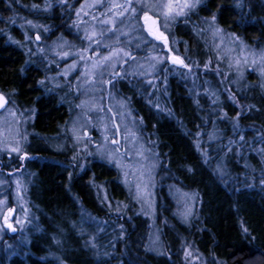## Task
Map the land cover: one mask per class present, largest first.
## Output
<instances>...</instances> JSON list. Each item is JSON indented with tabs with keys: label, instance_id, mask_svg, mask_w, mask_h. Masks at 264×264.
Masks as SVG:
<instances>
[{
	"label": "trees",
	"instance_id": "trees-1",
	"mask_svg": "<svg viewBox=\"0 0 264 264\" xmlns=\"http://www.w3.org/2000/svg\"><path fill=\"white\" fill-rule=\"evenodd\" d=\"M18 2L11 0L13 9ZM204 5L198 19H212L215 14L225 31L249 46L264 45V0H204ZM4 9L5 1L0 0V91L17 104L36 100L35 128L59 153L41 143L35 151L43 160L37 179L40 203L53 215L52 226L44 234L36 230L24 250L0 243V264H264V86L255 74L247 76L252 84L248 93L235 90V102L224 105L230 119L241 113L245 139L249 128L256 130L250 137L252 147L240 150L235 142L224 145L228 137L232 141L238 137L228 132L221 139L223 145L212 147L208 155L197 145L203 144L210 121L217 116L207 114L210 108L192 96L182 79L168 76L166 94L160 79L151 95L142 79L121 84V93L142 122L143 135L156 139V220L164 250L158 254L150 247L149 220L138 211L117 169L88 154L80 158L77 148L75 156L71 148L65 150L63 139L52 138L67 112L56 99L37 101L38 72L25 68L22 36L15 24L19 18L6 15ZM182 26H175V35L192 44L196 40L192 30L185 34L180 32ZM158 93L163 108L154 104ZM71 156L75 170L68 165ZM82 159L87 160L85 167ZM172 187L198 195L196 214L187 223L177 215ZM87 218L102 222L99 250L91 249L81 232V222ZM60 237L64 247L59 246Z\"/></svg>",
	"mask_w": 264,
	"mask_h": 264
},
{
	"label": "rangeland",
	"instance_id": "rangeland-1",
	"mask_svg": "<svg viewBox=\"0 0 264 264\" xmlns=\"http://www.w3.org/2000/svg\"><path fill=\"white\" fill-rule=\"evenodd\" d=\"M149 3H167L168 0H147ZM126 4V2H125ZM187 12L185 17H177L175 20H170L165 24L164 17L160 14L159 9H154L149 14L154 15L159 22V30L164 32L165 36L169 37V42L166 46L157 45L151 39L148 34L142 29V19L139 21L131 20L132 27H128L130 21L123 19V26L119 27L116 32L120 38V44L118 47H124L125 51H131L133 56L136 57L135 62L129 60L128 64H123L121 70H123L127 79L144 81L143 86L146 90H150L149 95L152 94L154 88L158 86V80H161V87L163 93L166 94V84L169 77H177L182 79L188 86L189 91L195 99L204 100L210 109L207 114H213V120H211V130L205 134L202 143L199 144L198 149L203 155H208L211 148L219 149L223 144L221 139L227 137V133L235 135L236 141H232L227 138L226 144H235L242 149V147H252L251 143L253 139L250 138L253 132L256 130L251 127L248 129L250 136L246 138V131L239 125L240 112L235 113V116L230 119V115L225 110V103L233 104V95L243 93L251 88L252 84L248 81V74L253 73L264 86V70L257 65L260 64L259 57L264 54L263 46H249L242 38L237 35L225 31L222 29L216 21H212L211 18L202 17L199 20H195L192 17V22L195 27L192 29V36L196 39L192 44L187 43L185 38H180L175 35L176 25L185 20H191L190 14L194 12ZM136 11L140 9L137 6ZM97 31L100 30V25L96 21L95 25ZM134 26V27H133ZM105 29L107 27L104 26ZM216 29H220L218 33ZM188 33L189 28L182 26L180 32ZM115 38L104 41L107 44H114ZM143 41V42H142ZM163 42V41H162ZM139 44V47L136 45ZM192 45L194 47H192ZM95 48V45L92 46ZM172 49V53L177 54L190 65L191 70L185 68L176 67L172 65L168 58L170 53L168 49ZM56 49L57 46H56ZM60 49V48H59ZM59 49L57 51H59ZM91 51V49H89ZM101 55H107V52L100 49ZM135 51H138L137 54ZM63 52V51H60ZM146 53H149L147 55ZM87 54V53H86ZM85 55V54H84ZM71 56V55H70ZM69 56V57H70ZM77 56V55H76ZM62 58L61 60H68ZM78 57V56H77ZM154 57H163L164 60L161 63H156L155 70L150 71L149 65L154 63ZM92 60H95V56H91ZM240 60V65H236L235 60ZM209 61L211 63L209 64ZM255 61V63H253ZM69 60L67 61V63ZM78 66L84 69V64L79 59ZM205 64L208 67L205 68ZM66 65L69 67L66 69ZM62 71H67L68 76L65 75V79H61V86L71 87L69 83V76L75 72V69H70L71 63L66 64ZM119 65V64H118ZM142 66V69H138L137 66ZM237 67H240L242 75L237 72ZM164 69V71H161ZM116 71V69H115ZM141 71L147 74H141ZM127 72V73H125ZM65 72H63L64 74ZM169 76V77H168ZM168 77V78H167ZM108 72L104 74L103 79L107 81L110 79ZM151 81V84H149ZM49 84L52 81H48ZM80 84L85 85L87 90H81V98L79 100L80 105L82 101H94L95 107H78L80 111L77 114L75 120L71 123V138L78 149L80 158L83 155L89 156L99 161H103L110 166L117 169L121 182L127 187V189L133 194L137 204L138 211L141 212L150 223V247L155 253H163V245L161 241V225L156 220V188H157V170H158V153L156 148V139L150 137L149 139L143 135V127L140 118L136 115L134 108L130 102L124 97L123 93L116 92L110 93L108 86L106 85L101 90L99 85L95 87L90 86L89 83L84 82V78L80 79ZM87 96H83V94ZM162 93H158L154 104L155 106H162L160 96ZM255 97L256 95L251 94ZM10 105L2 113H0V153L10 151L11 147H16L17 144L21 146L22 134L27 133V129H24L20 123H18L17 115L15 113L16 102L13 97H8ZM256 98V97H255ZM123 101V105H121ZM102 108L103 110H99ZM115 113V115H113ZM90 118V119H89ZM222 120V121H221ZM102 121L107 122V130L102 125ZM225 122L223 125L221 122ZM79 129L80 136L84 137V133L87 132L88 136L82 140H76L75 135L72 132L74 126ZM114 125H119L117 129ZM131 128L135 132L137 140L131 141V137H127L125 126ZM83 126V127H81ZM155 135V134H154ZM105 136L108 137L105 140ZM156 136V135H155ZM127 137V138H126ZM243 137V140L240 139ZM113 140H119V145H113ZM249 142V143H247ZM212 144L213 146H210ZM10 145L11 147H7ZM143 145V156L135 155V151ZM86 147V148H85ZM119 148L120 151L116 152ZM131 151L132 155H125L124 150ZM105 153L112 151L116 152L117 156L123 157V161L126 164H131L133 167L124 169L117 165L113 160H109L106 156H102L101 152ZM257 151V149L255 150ZM86 152V153H85ZM240 152V151H239ZM258 152V151H257ZM87 156V155H86ZM259 157L262 155L259 153ZM146 157V158H145ZM84 159H82L83 165ZM154 166V167H153ZM125 170L128 172L127 180L125 178ZM21 177V187H25V192L28 196V200L32 203L30 205L25 197V194L20 190L21 188H11L8 190L10 183L5 176L0 174V243H9L14 249L24 250L28 247L30 237L36 230L37 234H44L46 227H51L54 219L53 215L44 208L40 201L42 198V190L37 184L38 175H35L33 180L31 174L23 173ZM139 185V191L137 190ZM103 189H101L102 197H104ZM172 194L177 204V215L179 219L185 223L189 222L192 217L195 216L198 207L199 199L197 193L193 191H187L182 188L172 187ZM12 200L9 203V200ZM14 210L13 223L16 228L14 239L9 240L7 235L10 234L8 228L5 227V221H8V212ZM188 212L187 217L184 213ZM101 223V224H100ZM81 232L86 234L87 242L91 249L99 250L98 237L102 232V222L96 221L91 218L82 220ZM59 246L64 247L65 241H61V237L58 238ZM8 245V244H7Z\"/></svg>",
	"mask_w": 264,
	"mask_h": 264
},
{
	"label": "flooded vegetation",
	"instance_id": "flooded-vegetation-1",
	"mask_svg": "<svg viewBox=\"0 0 264 264\" xmlns=\"http://www.w3.org/2000/svg\"><path fill=\"white\" fill-rule=\"evenodd\" d=\"M4 1L5 14L11 16L15 15L19 18L17 21H15V24L22 36L21 47L24 52L25 68L28 70L31 68L38 72L36 85L41 93H39L40 96L37 98V101L42 98H51L53 100L56 99L55 101L62 103L67 112L65 121L58 128L57 132L53 134L52 138L55 140L63 139V147L65 150L71 148L73 152H75L74 155L76 156V147L74 146L73 139L71 138L72 133L70 127L72 121L76 119L77 114L80 112L78 110V105H80L79 100L81 98V93L78 95V91L81 92V90H87V88H85L87 86L81 85L79 82L80 79L83 78L79 75V73L84 72L81 66L76 67L75 72L69 76V83H71L72 86H61L60 80L66 78L63 74L65 71H62V68L66 64H72L73 61H75L77 65L79 64V62H77V53L80 52V50L88 47L87 42L82 41L85 27L90 25L94 26L96 21L99 22L100 20L105 19H112L115 22V30L123 26L120 21L123 20L124 17L115 16L114 14L120 11V9L113 6L125 5L127 0H18V4H15L18 5V7L15 9H13L11 0ZM132 3L134 6H136V0H132ZM203 6L204 0H200V5L195 8L194 12L190 14L191 20H183L179 23L183 24V26H187L191 30L194 29L196 25L194 26L190 21H192V17H194L195 20H199L198 15H200ZM78 11L80 12L79 18L76 16V12ZM101 13H103V16ZM93 15L97 18L95 21L91 19ZM125 15L128 14L126 13ZM153 17L157 21L156 28H159V22L157 18L154 15ZM29 21H31V24L28 23ZM142 23V29L147 33V29L143 20ZM108 27H111V25H107L106 28ZM45 29H47V31H45ZM36 34L40 35L39 41L35 40ZM149 37L154 40L153 42L155 44L166 46V44H164L162 41L156 40L151 36ZM167 39L169 42V37H167ZM58 44H64L62 48H58L59 51L56 49ZM41 49H43V51H41ZM60 51H68L70 53L71 56L68 59V63V60H61V57L57 55V53ZM137 52L138 51H135L136 54ZM83 54H85V57H89L91 56V51L89 50ZM146 54L149 55V53ZM168 61L171 63L170 56ZM171 64L175 65L173 63ZM176 67L183 68L179 65H176ZM116 71L120 72L121 75L117 76L113 80L115 87L108 86L110 93H113L112 89H115L116 92L120 93L122 89L121 84L124 80H127V77H125L120 65H117ZM42 80L44 81L43 84L40 83ZM50 80L52 81L51 84L48 82ZM0 93H3L8 101L6 108L9 107V96L4 92L0 91ZM83 96L85 97L87 94L85 93ZM6 108L0 110V113H2ZM15 113L17 115L16 117L18 119V123H20L24 129H27V133L24 132L22 134L21 147L23 151L16 153L10 150L0 153V174L5 176V178L10 183L8 190L19 187L21 188L20 191L25 194V197L28 200V196L24 189L25 187H21L20 179L24 175L23 173L26 172L27 174L32 175L33 180H35V175H38V166L43 162L42 156L35 153L37 147H39L38 143L47 145L51 151L56 153H59V149L47 143L48 141L39 135L37 129L35 128L39 114L36 100L31 104L16 103ZM24 152L28 154V158H24ZM84 157H86L85 154ZM84 160L83 166L85 167L87 160ZM68 163L70 168L75 170L76 163L74 159L72 160V156L71 159H68ZM11 202L12 200L10 199L9 203ZM27 202L30 204L29 200ZM10 213H13L14 218V210L9 211L8 221H5L4 225L10 221ZM16 235L17 234L15 233L8 234L7 238L11 240L14 239Z\"/></svg>",
	"mask_w": 264,
	"mask_h": 264
},
{
	"label": "snow or ice",
	"instance_id": "snow-or-ice-1",
	"mask_svg": "<svg viewBox=\"0 0 264 264\" xmlns=\"http://www.w3.org/2000/svg\"><path fill=\"white\" fill-rule=\"evenodd\" d=\"M200 5V0H168L167 3H149L147 0H136V6L133 5L132 0H127V3L125 5H114L113 7L119 8L120 11L116 12L114 15L117 17H124L125 19H128L130 21L128 27H132L131 20H143L145 24H148L149 21H151V24H148L147 27V34L151 37H154L156 40L163 41L164 44L168 43L167 36H165L164 32L160 31L159 28L153 29L152 25L156 24V20L153 18V15H149V12L154 10V9H159L160 14L164 17L165 24L169 22L170 20H175L177 17H185L187 12H191L193 9L197 8ZM139 7L140 11H136V7ZM207 7V5H204ZM210 10V9H209ZM128 15H125V14ZM103 16V13H101ZM76 16L79 18L80 17V12H76ZM91 19L95 21L97 18L96 16H92ZM216 16L213 14L212 16V21H215ZM31 24V21L28 22ZM82 23V21H81ZM100 25V30L97 31L96 26H88L84 28L83 31V37L82 41L87 42L88 47L80 50V52L77 53L78 59L83 62L84 64V69L85 71L82 73H79L80 76L84 78L85 83H89L90 86L95 87L96 85H99L101 90L105 88V86H110V87H115V84L113 83V80L117 77L120 76L121 73L118 71H115L117 65H123V64H128L129 60L132 62H135L136 57L133 56L131 51H125L124 47H118L120 44V38L119 35L116 32V25L115 22L112 19H105V20H100L99 22ZM121 24L124 23L123 20L120 21ZM106 25H111V27H108L105 29L104 26ZM143 28V25L141 26ZM47 31V29H45ZM220 29H216L215 32L218 33ZM115 38L114 44H107L104 43L106 40H110ZM35 40L39 41L40 40V35L36 34L35 35ZM143 42V41H142ZM67 43V42H64ZM95 45V48L92 46ZM64 44H58L57 48H62ZM103 47V50L107 52V55H101L100 49ZM136 47H139V44L136 45ZM89 49H91V56H95L96 59L92 60L91 56L85 57L83 54L84 52H88ZM43 51V49H41ZM168 52L171 54L170 59L171 62L175 65H181L185 69H189L190 65L185 63L184 59H182L180 56L175 55L172 53V49L169 48ZM58 56L62 58H67L70 56V53L68 51H63V52H58ZM260 64L257 65V67H260L262 70H264V54H262L260 57ZM154 63L149 65V70L154 71L156 63H161L163 62L164 58L163 57H154L153 58ZM90 63V67H89ZM211 61H209V64ZM236 65H240V60L237 59L235 60ZM255 63V61H253ZM66 69L69 67L68 65L65 66ZM72 69H75L77 67V64L75 61L70 66ZM205 68L208 67V64H205ZM138 69H142V66H137ZM161 71H164V69H161ZM108 72L110 75V79L105 81L103 79L104 74ZM237 72L242 75V71L240 67H237ZM67 71H65L64 75H67ZM141 74H147L143 71H141ZM41 84L44 83V81H40ZM149 84H151V81H149ZM8 101L6 97L4 96L3 93H0V108H6ZM121 105H123V101L120 102ZM95 102L94 101H82L81 105H78V107H95ZM99 110H103L100 108ZM115 115V113H113ZM90 119V118H89ZM105 130H107V122L102 121L101 122ZM117 129L119 128V125H114ZM83 127V126H81ZM127 137H131V141L135 142L137 140L135 132L132 131L131 128H128L127 125L125 126ZM72 132L76 137V140H82L84 137L88 136V133H84V137L80 136L79 134V129L74 126L72 128ZM126 137V138H127ZM108 137L105 136V140H107ZM241 140H243V137H240ZM119 140H113L112 144L113 145H119ZM7 147H11L8 145ZM12 152L20 153L23 151L22 147L17 144L16 147H11ZM120 151L119 148L116 149V152ZM143 145H140V148L135 151V155L138 156H143ZM116 152L109 151L105 153L104 151L101 152L102 156H106L107 159L113 160L117 163L118 166L127 169L133 167L131 164H126L123 161V157L117 156ZM125 155H132L133 153L131 151H128L127 149L124 150ZM24 158H28V154L26 152L23 153ZM146 158V157H145ZM154 167V166H153ZM125 178L127 180L128 172L125 170ZM137 190L139 191V185H137ZM11 211V210H10ZM185 217H187L188 212L184 213ZM7 227L9 229H12L15 231V229L12 228L11 224H7Z\"/></svg>",
	"mask_w": 264,
	"mask_h": 264
},
{
	"label": "water",
	"instance_id": "water-1",
	"mask_svg": "<svg viewBox=\"0 0 264 264\" xmlns=\"http://www.w3.org/2000/svg\"><path fill=\"white\" fill-rule=\"evenodd\" d=\"M154 18V17H153ZM148 24H151V21H149L148 22ZM148 24H145V22H144V25H145V27H146V29H147V27H148ZM157 24V23H156ZM156 24H154V25H152V27H153V29H156ZM170 61H171V59H170ZM172 63V62H171ZM179 66H181V65H179ZM2 109H4V108H0V110H2ZM12 218H13V213H10L9 214V222H7L6 224H5V227L6 228H8L7 227V224H11L12 225V228L13 229H15V227L13 226V223H12ZM9 229V228H8ZM9 231H10V234H14L15 232H16V229H15V231H13L12 229H9Z\"/></svg>",
	"mask_w": 264,
	"mask_h": 264
}]
</instances>
